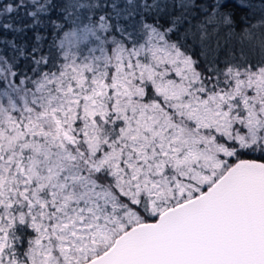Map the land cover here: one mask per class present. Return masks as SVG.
<instances>
[{"label": "snow or ice", "instance_id": "snow-or-ice-1", "mask_svg": "<svg viewBox=\"0 0 264 264\" xmlns=\"http://www.w3.org/2000/svg\"><path fill=\"white\" fill-rule=\"evenodd\" d=\"M0 264H264V0H0Z\"/></svg>", "mask_w": 264, "mask_h": 264}]
</instances>
